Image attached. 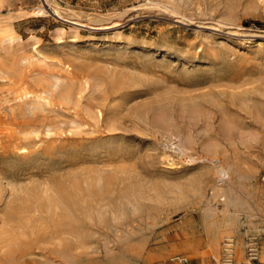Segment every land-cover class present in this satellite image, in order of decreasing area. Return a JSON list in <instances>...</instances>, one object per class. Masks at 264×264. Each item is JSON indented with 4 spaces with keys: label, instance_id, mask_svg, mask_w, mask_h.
<instances>
[{
    "label": "rangeland",
    "instance_id": "obj_1",
    "mask_svg": "<svg viewBox=\"0 0 264 264\" xmlns=\"http://www.w3.org/2000/svg\"><path fill=\"white\" fill-rule=\"evenodd\" d=\"M25 86L46 99L8 97ZM13 111L30 152L11 157L39 174L24 183L75 181L80 222L31 212L0 264H224L207 213L228 186V234L263 249L264 0H0Z\"/></svg>",
    "mask_w": 264,
    "mask_h": 264
},
{
    "label": "bare ground",
    "instance_id": "obj_2",
    "mask_svg": "<svg viewBox=\"0 0 264 264\" xmlns=\"http://www.w3.org/2000/svg\"><path fill=\"white\" fill-rule=\"evenodd\" d=\"M39 90L27 86L18 87L10 90V96L8 97L17 101V103L40 102L46 97ZM67 92L66 96L68 97L70 90L68 89ZM12 114V118L8 119L0 115V139H2L0 143V257L5 258L15 255L18 249L19 229L28 222V215L31 212L47 211L55 214L57 209H60L63 218L60 222L61 224L70 223V226L73 227L80 222V219L75 217L78 210L75 181L69 180V184H66V186L65 184H53L52 178L33 183H24L26 179L39 174L30 171L29 164L24 160L17 161L11 157L15 155L25 157L30 152L25 140L26 137L18 135V132H24L27 129L23 127V123L14 118L15 111ZM35 126L37 128L39 125ZM216 169L217 174L221 175V178L230 179L232 170L229 164L218 163ZM221 188L226 195L223 199L227 197L224 207L220 211L221 215L215 209H211L207 213V218L211 219L209 223L212 225L210 228L212 254H217L219 239L224 234H227V236H224L222 251L224 253L225 240L231 241L233 257L231 264H234V261L235 264H249L247 253L245 255L243 248V237L237 235L235 241L232 234H228L239 229L240 219L237 216V212L235 210L232 211L231 207L240 208L239 205L241 204L233 196L231 186L220 187L219 189L221 190ZM24 212L27 213L23 215ZM261 229L264 230V226ZM259 254L264 257V247ZM196 255L198 254H193L192 256ZM179 257L181 258V256ZM184 258L188 259L189 257L184 256Z\"/></svg>",
    "mask_w": 264,
    "mask_h": 264
},
{
    "label": "built area",
    "instance_id": "obj_3",
    "mask_svg": "<svg viewBox=\"0 0 264 264\" xmlns=\"http://www.w3.org/2000/svg\"><path fill=\"white\" fill-rule=\"evenodd\" d=\"M247 244V257L249 260V264H264V261L259 258V248H258V239L256 236H251L248 238ZM224 253H223V263L224 264H231L232 260V246L231 241L225 240L224 242ZM183 264H191L188 259L182 256L181 258L178 257Z\"/></svg>",
    "mask_w": 264,
    "mask_h": 264
}]
</instances>
